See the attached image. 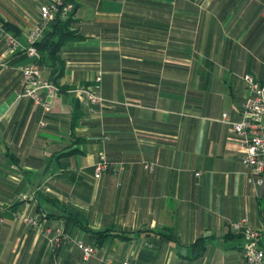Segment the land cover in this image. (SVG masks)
<instances>
[{
  "label": "crops",
  "instance_id": "1",
  "mask_svg": "<svg viewBox=\"0 0 264 264\" xmlns=\"http://www.w3.org/2000/svg\"><path fill=\"white\" fill-rule=\"evenodd\" d=\"M45 1L0 0L18 40L0 36V264H245L230 224L264 225V183L247 182L222 114L240 119L242 75L264 80V0H78L60 76L37 61L59 89L48 113L21 95L25 34ZM80 85L108 102L85 104ZM100 153L123 171L95 178ZM70 215L105 233L87 261L48 242L60 225L97 243Z\"/></svg>",
  "mask_w": 264,
  "mask_h": 264
},
{
  "label": "built area",
  "instance_id": "2",
  "mask_svg": "<svg viewBox=\"0 0 264 264\" xmlns=\"http://www.w3.org/2000/svg\"><path fill=\"white\" fill-rule=\"evenodd\" d=\"M73 9V3L66 0H47L38 7V23L25 35L28 44L27 54L33 59L30 63L21 68L23 78L22 96L29 97L39 105L44 113H48L52 107V101L57 98L59 89L47 78L41 76L39 67L35 59L39 57L35 50V43L43 36L45 30L55 19L66 20ZM0 36L4 37L8 46H16L18 40L0 25ZM245 83L246 93L241 104V117L238 121L228 120L225 113L222 120L227 122L241 143L240 161L247 174V182L254 185L264 183V80L256 81L249 74L241 76ZM95 80H100V73ZM79 99L85 104L105 105L108 101L102 98L90 86L80 85L75 88ZM44 122H40L43 125ZM106 138V137H104ZM124 165L121 161L111 162L104 153L99 154V159L94 165L93 176L99 178L107 170L114 174H120ZM143 168L147 171L153 169V164L143 163ZM195 175H199L196 172ZM25 197V196H23ZM11 214L20 217L30 224H38L36 218L22 216L21 211L15 210ZM1 221V219H0ZM231 230L240 232L245 240L242 251V259L245 264H264V250L259 246L261 238L264 237V225L261 227H249L245 218H241L230 224ZM50 232L48 242L58 247L63 243H71L80 250L81 259L87 261L97 253V246L84 243L82 240H73L63 229L56 225L48 227ZM122 264H128L126 261Z\"/></svg>",
  "mask_w": 264,
  "mask_h": 264
},
{
  "label": "trees",
  "instance_id": "3",
  "mask_svg": "<svg viewBox=\"0 0 264 264\" xmlns=\"http://www.w3.org/2000/svg\"><path fill=\"white\" fill-rule=\"evenodd\" d=\"M73 1L75 3L74 9L78 5V0H68ZM72 15L69 16L66 20H60L55 19L52 21L49 25V28L45 31L43 36L35 43V46L39 52V61L41 64H43L45 61H47L50 65V67L54 68L56 70V77L60 76L62 73V60L59 57V52L62 47V45L67 42L68 40L77 37L74 33V30L72 29L73 22L71 18ZM3 26L7 29H10L11 26H13L8 21L1 20ZM58 63H60V67H58ZM54 69L52 70L54 72ZM52 74V77L50 79L54 80L55 76ZM51 81V80H50ZM70 215L68 217L69 221L73 222L74 224H77L80 226L83 230L90 232L91 234H97L98 237L95 238L94 241L97 240V243H90L94 245H100L102 243V236L105 235V233L100 232H94L88 228V226L85 225L80 219L77 218V216Z\"/></svg>",
  "mask_w": 264,
  "mask_h": 264
},
{
  "label": "rangeland",
  "instance_id": "4",
  "mask_svg": "<svg viewBox=\"0 0 264 264\" xmlns=\"http://www.w3.org/2000/svg\"><path fill=\"white\" fill-rule=\"evenodd\" d=\"M46 1H47V0H46ZM46 1H45V2H46ZM66 1H68V0H66ZM70 2L73 3V9H72V12H73V10H74V6H75V3H74L73 1H70ZM42 4H44V2H41V3L39 4V6H41ZM68 18H69V17H68ZM71 18H72V16H71ZM35 25H36V24H35ZM33 27H34V26H32L31 28H33ZM31 28H30V29H31ZM48 28H49V26H48ZM48 28H47V29H48ZM30 29H29V30H30ZM47 29H46V30H47ZM29 30H28V31H29ZM46 30H45V31H46ZM28 31L26 32V34L28 33ZM44 33H45V32H44ZM26 34H25V35H26ZM34 47H35L36 52H37L38 55H39V52H38L36 46H34ZM27 49H28V44L26 43V39H25V52H26V53H27ZM27 55H28V54H27ZM28 57L31 59V56H30V55H28ZM32 60H33V59H32ZM37 61H39V57H38L37 59H35V63H36V64H37ZM29 63H30V62H29ZM26 64H28V63H26ZM26 64H24L22 67H24ZM37 66H38V64H37ZM22 67H21V68H22ZM38 67H39V66H38ZM39 70H40V68H39ZM40 73H41V71H40ZM43 78H44V77H43ZM241 79H242V77H241ZM51 82H52V81H51ZM52 83H53V82H52ZM242 101H243V100H242ZM105 156H106V155H105ZM98 159H99V156H98ZM98 159H97V161H98ZM107 159H108V158H107ZM108 160H109V159H108ZM97 161H96V162H97ZM109 161H111V162H116V161H113V160H109ZM96 162H95V163H96ZM117 162H118V161H117ZM122 164L124 165L123 162H122ZM94 165H95V164H94ZM107 171H108V170H107ZM93 173H94V166H93ZM23 196H25V197H23ZM20 197H21L22 199L27 198V196H26L25 194L20 195ZM21 214H22V216H25V217H28V218H35V217H32V216H28V215L24 214L23 212H21ZM40 216H42V215H40ZM15 218H20V217H15ZM36 219H37V218H36ZM38 219H39V218H38ZM38 219H37V221H38ZM27 223H28V222H27ZM51 230H52V229L49 230V235H50ZM66 233H67V232H66ZM67 234H68V233H67ZM68 235H69V234H68Z\"/></svg>",
  "mask_w": 264,
  "mask_h": 264
}]
</instances>
